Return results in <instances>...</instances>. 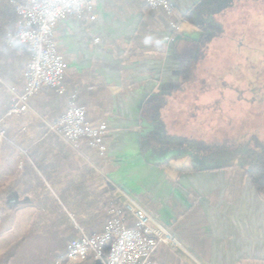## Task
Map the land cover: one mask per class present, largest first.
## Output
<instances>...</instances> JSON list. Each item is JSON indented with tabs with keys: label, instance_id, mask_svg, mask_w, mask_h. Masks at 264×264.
Returning <instances> with one entry per match:
<instances>
[{
	"label": "crops",
	"instance_id": "crops-1",
	"mask_svg": "<svg viewBox=\"0 0 264 264\" xmlns=\"http://www.w3.org/2000/svg\"><path fill=\"white\" fill-rule=\"evenodd\" d=\"M168 1L184 13L198 0ZM13 12L10 3L0 0V118L7 123L6 138L0 140V189L27 179L30 168L48 188L54 185L55 192L82 181L100 202L81 213L93 219L83 226L74 222L76 230L48 222L29 234L35 217L49 216L40 204L41 194L17 196L19 208L6 216L5 230L0 226V255L24 234L27 238L5 264H44L46 253L54 252V237L67 239L65 251L78 234L76 226L86 233L101 231L111 216L106 182L123 205L133 202L143 208L153 220L150 225H161L175 240L158 246L152 264H264V198L238 174L239 167L180 171L188 158H166L184 146L165 140L173 131L168 113L163 114L168 106L154 98L178 82L180 52L187 39L199 34L196 27L182 22L173 36L172 18L144 0H96L92 20L68 17L56 23L65 94L76 91L86 120L107 126V153L101 160L87 147L79 155L63 146L50 130L66 99L49 87L28 99L23 115L5 116L13 92L24 86L30 59L17 38L19 22ZM168 112L183 124V110L171 106ZM25 161L32 167L24 166ZM84 165L96 170L95 178H78Z\"/></svg>",
	"mask_w": 264,
	"mask_h": 264
},
{
	"label": "trees",
	"instance_id": "trees-1",
	"mask_svg": "<svg viewBox=\"0 0 264 264\" xmlns=\"http://www.w3.org/2000/svg\"><path fill=\"white\" fill-rule=\"evenodd\" d=\"M248 4L257 8H248ZM172 11L178 16L174 22L175 27L172 29L173 36L178 33L182 22L192 24L199 31L197 36L187 39L185 51L180 52L178 82L172 86L171 90H161L154 98L164 108L168 106L163 110V114L168 113L173 131L166 135L165 140L184 146L178 154L172 156L188 158V165L179 168L180 171L216 170L238 166V174L248 178L257 193L264 198V107L249 109L236 123L221 118H201L195 112L200 106L199 94L202 88L211 86L209 90H222L231 84L239 86L241 83L247 84L248 81L254 80L252 68L260 64V59L255 57L263 48H252L247 33L252 21H257L258 29L261 30L258 33L259 38L264 40V0H198L184 13H180L174 7ZM17 20L19 22L18 16ZM231 56L235 59L234 61L244 59V63L250 68L248 69V66L243 68L238 63H233L232 67H225L226 61ZM224 67L225 70H222ZM230 68V71L227 70ZM222 75L230 76L228 84L222 85L219 79ZM176 104L183 109L186 116L183 124L173 121V117L168 112L171 106L176 111L178 108ZM56 138L60 140L57 135ZM61 143L65 146L62 141ZM28 156L36 165V160L30 153ZM223 160L224 163H220ZM168 162L169 160L166 161ZM24 166L32 167L28 161H25ZM27 169H29L27 179L15 180L0 189L2 230L6 229L3 223L6 216L20 206L15 198L25 197L29 193L35 196L42 195L40 204L45 214L49 216L35 217L29 234L35 231L39 224L46 225L49 222L56 228L76 230L74 222L83 226L93 219L92 215L84 219L81 213L88 208L97 207L100 200L91 197V190L82 184V181L72 182L59 192H55L54 185L49 189L37 175L30 172V168ZM96 175L97 172L93 167L84 165L78 178L83 179L87 176V179H91ZM106 184L109 188L111 206L125 211L124 205L114 196L113 187L107 182ZM69 214H72L73 220ZM26 238L27 235L24 234L4 250L0 255V264L7 263ZM57 259L63 264L66 262L64 253L55 256V260ZM91 263L93 262L86 260L78 264Z\"/></svg>",
	"mask_w": 264,
	"mask_h": 264
},
{
	"label": "built area",
	"instance_id": "built-area-1",
	"mask_svg": "<svg viewBox=\"0 0 264 264\" xmlns=\"http://www.w3.org/2000/svg\"><path fill=\"white\" fill-rule=\"evenodd\" d=\"M19 18L17 38L29 51L30 59L25 68L24 86L13 92L5 116L23 115L28 99L49 87L59 95H65L63 113L50 125L60 140L72 151L82 155V148L93 150L104 160L107 126L104 122L90 123L85 108L76 102L77 92L65 94V62L58 51L54 36L56 23L68 17L90 21L94 18L96 0H6ZM151 9L162 8L172 18L175 27L178 18L168 0H144ZM7 123L0 118V140L6 138ZM84 156V155H83ZM125 211L110 206L111 216L101 231L88 234L76 226L78 234L66 245V263L91 260L98 264H152V258L161 243L175 240L159 224L150 225L151 216L133 202L124 205ZM52 264H63L57 259Z\"/></svg>",
	"mask_w": 264,
	"mask_h": 264
},
{
	"label": "rangeland",
	"instance_id": "rangeland-1",
	"mask_svg": "<svg viewBox=\"0 0 264 264\" xmlns=\"http://www.w3.org/2000/svg\"><path fill=\"white\" fill-rule=\"evenodd\" d=\"M247 7L253 9L257 8H254V6L252 7L249 4L247 5ZM250 27L251 28L247 33V37L250 42L249 44L252 45V48H263L262 50H260L261 53H258V55L255 57L257 59H260V64L257 65L260 67L256 66L257 69L255 67L252 68V76L254 80L248 81L247 84L241 83L239 86H232L231 84L230 86H225V88L222 90H209L211 86L202 88L199 94V98H201V100L199 101L200 106L198 110L197 108L195 110V112L198 113L201 118H221L223 120H229L232 121V123H236L245 116L246 112L249 109H258L259 107H264V40H261L259 38L258 33L261 32V30L259 31L258 29L259 22L252 21ZM234 60L235 59L233 58V56H231L230 59L226 61L225 67H232L233 63H238L243 68H246V66H248L244 63V59L242 58L237 61ZM225 67L222 68V70H225ZM249 68L250 66H248V69ZM227 70L230 71L231 68ZM219 79L222 81V85H226L230 82L229 75H222L219 77ZM178 109L183 110L180 107H178ZM191 110L192 109H190V111ZM199 125L201 126V124ZM161 130L157 128V132L160 133V135L162 134ZM172 154L173 153H168L166 155V158L169 159L171 157V159L173 158V160L174 158H177V156L173 157ZM229 162L230 161H228V163ZM220 163H224V160L220 161ZM66 240L67 239H64V236L62 235L54 237V239L51 241V246L53 247L54 252L51 253L49 251V253H46L44 264L53 263V261L55 260V251H60L61 254L63 253Z\"/></svg>",
	"mask_w": 264,
	"mask_h": 264
}]
</instances>
